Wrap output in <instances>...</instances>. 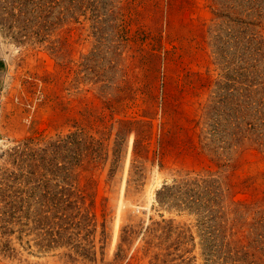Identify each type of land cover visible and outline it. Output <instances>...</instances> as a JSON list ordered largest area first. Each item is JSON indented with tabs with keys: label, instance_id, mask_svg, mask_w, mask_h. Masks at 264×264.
<instances>
[{
	"label": "rangeland",
	"instance_id": "374dc122",
	"mask_svg": "<svg viewBox=\"0 0 264 264\" xmlns=\"http://www.w3.org/2000/svg\"><path fill=\"white\" fill-rule=\"evenodd\" d=\"M0 264H264V0H0Z\"/></svg>",
	"mask_w": 264,
	"mask_h": 264
},
{
	"label": "trees",
	"instance_id": "16d2710c",
	"mask_svg": "<svg viewBox=\"0 0 264 264\" xmlns=\"http://www.w3.org/2000/svg\"><path fill=\"white\" fill-rule=\"evenodd\" d=\"M72 138H76L75 135L69 136L68 140H71ZM20 197V196H19ZM7 199V198H6ZM22 199V198H21Z\"/></svg>",
	"mask_w": 264,
	"mask_h": 264
}]
</instances>
